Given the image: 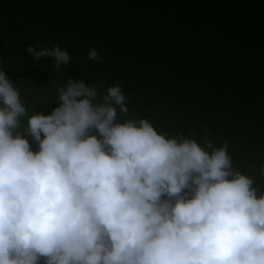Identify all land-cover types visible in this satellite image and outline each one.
I'll list each match as a JSON object with an SVG mask.
<instances>
[{
	"label": "clouds",
	"instance_id": "1",
	"mask_svg": "<svg viewBox=\"0 0 264 264\" xmlns=\"http://www.w3.org/2000/svg\"><path fill=\"white\" fill-rule=\"evenodd\" d=\"M51 97L30 109L0 69V264H264V162L242 171L207 127L158 131L119 83L67 78Z\"/></svg>",
	"mask_w": 264,
	"mask_h": 264
},
{
	"label": "trees",
	"instance_id": "2",
	"mask_svg": "<svg viewBox=\"0 0 264 264\" xmlns=\"http://www.w3.org/2000/svg\"><path fill=\"white\" fill-rule=\"evenodd\" d=\"M29 45L71 62L57 72ZM0 69L30 109L50 113L67 78L119 83L158 131L207 127L242 171L264 162V0H0Z\"/></svg>",
	"mask_w": 264,
	"mask_h": 264
}]
</instances>
